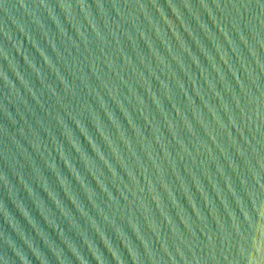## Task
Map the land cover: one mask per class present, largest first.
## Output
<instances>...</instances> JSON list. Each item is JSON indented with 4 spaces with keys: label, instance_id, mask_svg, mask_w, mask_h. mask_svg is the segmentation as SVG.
<instances>
[{
    "label": "water",
    "instance_id": "95a60500",
    "mask_svg": "<svg viewBox=\"0 0 264 264\" xmlns=\"http://www.w3.org/2000/svg\"><path fill=\"white\" fill-rule=\"evenodd\" d=\"M0 264H264V0H0Z\"/></svg>",
    "mask_w": 264,
    "mask_h": 264
}]
</instances>
